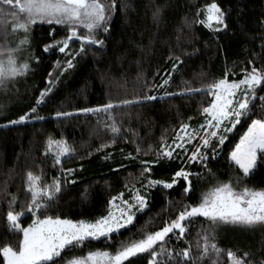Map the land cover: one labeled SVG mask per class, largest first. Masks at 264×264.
Instances as JSON below:
<instances>
[{
	"label": "trees",
	"instance_id": "16d2710c",
	"mask_svg": "<svg viewBox=\"0 0 264 264\" xmlns=\"http://www.w3.org/2000/svg\"><path fill=\"white\" fill-rule=\"evenodd\" d=\"M212 0H117V10L110 21V33L99 32L98 39L104 46H91L76 56L74 67L60 73L54 69L56 61L63 62L66 57L58 51L44 53L43 45L54 37L60 40L67 35L64 26L37 23L28 34L30 44L21 47L16 53L18 62L27 60L30 72L9 85L5 91L0 89V122L15 119L23 111L35 104L39 91L49 85L48 73L53 72L59 79L52 85V92L45 98L46 103L38 107V117L17 125L0 126V247H17L22 234L9 229L6 219L9 209V194L17 196L13 211L25 210L21 223L27 226L32 217L26 207L30 194L25 190V174L28 170L35 174L43 171V182L51 183L52 177L59 176L60 167L53 166L51 155L45 156L44 150L49 137L64 138L75 148L73 158L62 161L63 168L77 169L69 179L59 199L47 209V215H59L73 220L95 218L106 214L108 201L112 196L124 193L130 196L125 185L140 187L148 174L141 176V160L155 159L154 151L162 142L171 143L181 123H190L193 128L203 122L200 109L206 106L211 96L206 93L184 96L175 94L186 87L200 88L225 74L226 68L235 72L239 79L242 68H250L248 61L254 56L264 54L261 37L264 36V0H217L225 9L230 10L226 31L213 32L207 27L191 23L196 17V9L202 8ZM126 5V6H121ZM162 6L159 20H154L153 12ZM200 18L203 19L201 12ZM189 23H185V20ZM11 17H8L7 34L0 31V44L16 48L23 39V30L12 31ZM55 29V31H53ZM79 41L70 44L78 50ZM38 56L39 63L32 57ZM172 57L173 59H169ZM175 57L183 62L175 71L172 64ZM264 60L258 61L259 67ZM171 73L170 83L162 88L159 85ZM147 85V86H145ZM147 95L158 97L156 100L133 103L116 108L111 113H82L79 109L94 108L99 105L122 100L137 101ZM264 95L258 89V96ZM260 101H255L254 117L264 116ZM57 111L71 113L66 117H55ZM189 117L192 119L189 120ZM115 120L121 128L116 143L101 151V144L110 143L113 134L105 128ZM250 123V121H248ZM247 128L242 122L229 134L223 151L215 160H209L208 167L221 181L230 177L242 176L234 164L230 165L228 153L238 142ZM137 145L141 152L137 155ZM151 146V147H149ZM123 149V152H121ZM91 152V155L88 153ZM111 152L112 158L103 157ZM148 154L145 155L144 153ZM132 153L135 159H126ZM80 155L84 159H80ZM80 165L83 168L80 169ZM179 161H161L153 166L151 178L170 180L171 174L180 167ZM194 175L195 191L184 194L183 181L173 189L159 186L150 190L149 209L138 215L134 226L121 230L111 241H89L77 255L87 251L107 249L115 251L122 241L140 239L145 231H156L164 219L175 218L184 204H197L202 192L216 183L206 175V169L199 165L188 166ZM199 173L203 179L197 180ZM249 187L264 188V167H259L250 179H245ZM7 191L5 192L4 189ZM171 202V203H170ZM167 207L166 213L156 214ZM152 218V223L146 222ZM208 227L203 218L195 219L188 225L183 241L173 238L172 244L191 247L198 255L197 243L202 244V230ZM216 242L224 250L219 264H229L228 249L242 255L252 251L259 257L264 253V226L245 227L240 225H220L216 229ZM164 259V258H162ZM2 260V256H0ZM146 264V259L141 261ZM197 264H209L208 259Z\"/></svg>",
	"mask_w": 264,
	"mask_h": 264
},
{
	"label": "snow or ice",
	"instance_id": "6c2138e0",
	"mask_svg": "<svg viewBox=\"0 0 264 264\" xmlns=\"http://www.w3.org/2000/svg\"><path fill=\"white\" fill-rule=\"evenodd\" d=\"M126 6V5H121ZM117 0H0V31L5 35L8 30V17H11L12 31L23 30V39L16 48L6 47L0 44V89L7 90L18 77L26 76L30 70V63L25 60L18 62L16 53L24 45L30 44L28 34L37 23L64 26L67 35L43 45L44 53L58 51L64 54L66 59L56 61L55 70L60 73L74 67L76 56L83 54L88 47L104 46V40L98 39L99 32L110 33V21L117 10ZM230 10H225L217 0L206 3L202 8L196 9V17L191 23L201 24L213 32L226 31L228 28V15ZM162 6H157L153 12L154 20H159ZM201 12L203 19L200 18ZM185 23H189L187 19ZM264 23V21H262ZM55 31V29H53ZM79 41L78 50H72L70 44ZM261 48L264 49V36L261 37ZM39 63V57H32ZM169 59H173L169 57ZM264 54L254 56L248 61L250 68L241 69L239 79H229V75L235 77V72L226 68L225 74L200 88L186 87L185 89L166 96H184L206 93L212 99L201 107L200 114L203 122L193 128L190 123H181L175 132L171 143L162 142L158 150L154 151L155 159L141 160L143 166L141 176L148 174L146 182L140 187L135 185L125 187L130 192L128 198H124L121 192L112 196L108 201L106 214L94 220H73L59 215L45 214L51 204L59 199L67 184H74V179H69L77 169L63 168L62 161L73 158L76 155L75 148L66 139H54L49 137L44 150L45 156L51 155L53 166L60 167V175L52 177L51 183L43 182V171L37 175L28 170L25 174V190L30 194V201L26 211L31 214V223L24 226L21 223L25 210L13 211L12 207L17 203V196L9 194V211L6 219L9 229L22 234L18 246L10 245L0 247V264H141L146 259V264H197V261L209 260V264H219L222 250L216 242V229L220 225H240L245 227L264 226V188L249 187L245 179L255 175L259 167H264V116L253 118L255 101L259 99L260 107L264 110V95L258 96V89L264 92ZM183 63L179 57H175L172 70L175 71L179 64ZM163 79L159 85L153 87H165L171 81V73ZM49 85L39 91L35 104L27 111H23L15 119L7 121L10 125L29 122L38 117V107L46 103L45 98L52 92V85L59 79V75L48 73ZM147 86V85H145ZM158 97L147 95L137 101L122 100L116 103L109 101L107 104L94 108L79 109L78 112L111 113L116 108L133 103L156 100ZM3 108V105H0ZM71 113L57 111L55 117H66ZM192 118L189 117V120ZM250 121V123H248ZM242 122L247 124V130L240 136L239 141L228 153L230 165L234 164L242 173V176L230 177L228 181H221L208 167L210 157L215 160L221 155L229 134L233 133L237 125ZM105 128L112 134L110 143L101 144L96 151H101L116 143L115 137L120 134L121 128L115 120L105 124ZM151 147V146H149ZM123 152V149H121ZM141 148L137 145V155ZM145 155L148 153L145 152ZM91 155V152L88 153ZM80 159H84L80 155ZM112 158V153H107L103 159ZM126 159H135L132 153H128ZM161 161H179L180 167L171 174L170 180L153 179L151 173L153 166ZM199 165L206 169L207 177L216 180V183L207 191L201 193L199 203L184 204L175 218L164 219L162 226L156 231L143 233L140 239L122 241L116 250L107 249L89 250L86 254L77 255L86 242L111 241L114 234H121V230H127L134 226L138 215L144 214L149 209L150 190L157 188L173 189L175 185L184 182V194L194 192L195 185L191 177L194 175L188 166ZM83 165H80V169ZM196 179H203L199 173ZM4 191L6 192V186ZM171 203V202H170ZM167 207L156 214L166 213ZM203 218L208 222V227L202 230L203 243H197L198 255H194L191 247H179L172 244L173 238L180 242L185 239L188 225L195 219ZM152 218L146 225L152 223ZM238 251V250H237ZM237 251L228 249L226 252L229 264H264V253L257 256L252 251H245L238 255ZM164 258V259H162Z\"/></svg>",
	"mask_w": 264,
	"mask_h": 264
},
{
	"label": "rangeland",
	"instance_id": "374dc122",
	"mask_svg": "<svg viewBox=\"0 0 264 264\" xmlns=\"http://www.w3.org/2000/svg\"><path fill=\"white\" fill-rule=\"evenodd\" d=\"M5 124H8L7 121L0 122V126L5 125ZM246 130H247V128L244 130V132H245ZM244 132H243V133H244ZM243 133H242L241 135H243ZM241 135H240V136H241ZM239 138H240V137H239ZM238 141H239V140H238Z\"/></svg>",
	"mask_w": 264,
	"mask_h": 264
}]
</instances>
